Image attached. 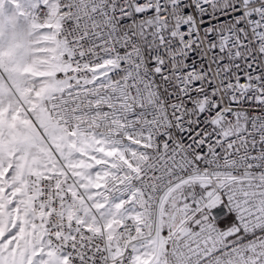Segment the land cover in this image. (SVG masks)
<instances>
[{
    "label": "snow or ice",
    "instance_id": "obj_1",
    "mask_svg": "<svg viewBox=\"0 0 264 264\" xmlns=\"http://www.w3.org/2000/svg\"><path fill=\"white\" fill-rule=\"evenodd\" d=\"M0 6V264H264V0Z\"/></svg>",
    "mask_w": 264,
    "mask_h": 264
},
{
    "label": "rangeland",
    "instance_id": "obj_2",
    "mask_svg": "<svg viewBox=\"0 0 264 264\" xmlns=\"http://www.w3.org/2000/svg\"><path fill=\"white\" fill-rule=\"evenodd\" d=\"M10 13L6 8L0 6V27L5 29H10L11 25L14 23V18L9 19Z\"/></svg>",
    "mask_w": 264,
    "mask_h": 264
}]
</instances>
